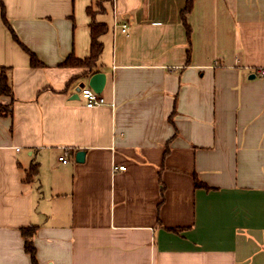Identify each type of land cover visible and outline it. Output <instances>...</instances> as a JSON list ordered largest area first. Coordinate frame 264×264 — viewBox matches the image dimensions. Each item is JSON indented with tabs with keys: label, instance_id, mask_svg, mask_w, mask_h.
I'll return each instance as SVG.
<instances>
[{
	"label": "crops",
	"instance_id": "1",
	"mask_svg": "<svg viewBox=\"0 0 264 264\" xmlns=\"http://www.w3.org/2000/svg\"><path fill=\"white\" fill-rule=\"evenodd\" d=\"M1 1L43 65L0 6V264H31L29 225L39 264H264V0ZM93 19L88 108L90 74L59 64L89 55Z\"/></svg>",
	"mask_w": 264,
	"mask_h": 264
},
{
	"label": "trees",
	"instance_id": "2",
	"mask_svg": "<svg viewBox=\"0 0 264 264\" xmlns=\"http://www.w3.org/2000/svg\"><path fill=\"white\" fill-rule=\"evenodd\" d=\"M102 2H108L109 0H101ZM1 6V16L3 19L4 24L8 27L11 32L13 39L23 48V50L28 54L29 61L32 66H42L43 63L37 58L36 54L31 51L25 44H23L12 28L10 27L4 11H3V4L0 0ZM90 12V10H89ZM108 31V25L105 22L97 21L93 19L90 22V53L88 56L84 58H78L74 56V54H69L59 65L61 66H68V67H81L83 71L80 72L77 76H87L91 73H94L98 67V60L103 50V43L101 41V36ZM7 68L4 66H0V97H10L11 101L13 100V92L11 85L9 83L8 75H7ZM73 78V79H74ZM12 112V103H2L0 102V114L1 115H8ZM37 163H32L30 169L28 170L25 181H31L34 176L37 174ZM194 185L196 187H208L203 182H201L195 174H193ZM37 226L29 225L26 227H22L21 235L23 237V248L24 251L29 255L31 264H39L37 257H36V247L33 241V236L36 232ZM174 231H177L176 228H172Z\"/></svg>",
	"mask_w": 264,
	"mask_h": 264
},
{
	"label": "built area",
	"instance_id": "3",
	"mask_svg": "<svg viewBox=\"0 0 264 264\" xmlns=\"http://www.w3.org/2000/svg\"><path fill=\"white\" fill-rule=\"evenodd\" d=\"M119 29L123 33L128 32V25L126 23H122L114 19L113 24H112V30L115 31ZM259 73L262 77H264V67L260 68ZM80 96L85 100V105L88 108H92L98 105L105 104V99L101 95V93H98L94 91L90 86L84 85L83 87L80 88L79 90ZM59 160L61 161H66V154L64 153L63 155L58 157ZM118 169H124V166H118Z\"/></svg>",
	"mask_w": 264,
	"mask_h": 264
},
{
	"label": "water",
	"instance_id": "4",
	"mask_svg": "<svg viewBox=\"0 0 264 264\" xmlns=\"http://www.w3.org/2000/svg\"><path fill=\"white\" fill-rule=\"evenodd\" d=\"M250 77H253V75H251ZM104 84H105V73L101 71H96L89 75L88 80H87V85L90 86L94 91L101 93L104 87ZM84 85L85 83L81 82L76 87V92H78L80 88L83 87ZM83 156H84V152L81 150L76 153L77 160H82Z\"/></svg>",
	"mask_w": 264,
	"mask_h": 264
}]
</instances>
